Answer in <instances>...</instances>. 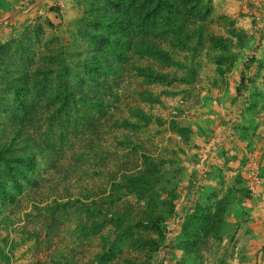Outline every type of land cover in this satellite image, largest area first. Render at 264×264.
Wrapping results in <instances>:
<instances>
[{
	"label": "rangeland",
	"instance_id": "rangeland-1",
	"mask_svg": "<svg viewBox=\"0 0 264 264\" xmlns=\"http://www.w3.org/2000/svg\"><path fill=\"white\" fill-rule=\"evenodd\" d=\"M103 4L0 0V44L11 45L0 56V145L33 152L37 160L20 192L0 165V180L15 194L14 201L0 199V264H264V186L252 192L243 177L253 156L264 177V0H213L209 31L229 36L233 28L244 47L207 43L194 56L175 52L195 66L197 78L169 84L150 82L135 67H175L131 52L118 60L109 50L117 71L90 78L83 64L97 53L78 28L89 26V15ZM40 69L47 76L35 87ZM69 69L66 79L78 97L62 119L52 120L57 104L47 95ZM243 72L246 86L238 92ZM15 80L32 88L28 112L13 100ZM176 125L188 127L187 135ZM138 174L152 176L153 187L118 186ZM227 195L221 237H204L186 255L188 212ZM158 217L165 240L151 253L143 241L158 239Z\"/></svg>",
	"mask_w": 264,
	"mask_h": 264
},
{
	"label": "trees",
	"instance_id": "trees-1",
	"mask_svg": "<svg viewBox=\"0 0 264 264\" xmlns=\"http://www.w3.org/2000/svg\"><path fill=\"white\" fill-rule=\"evenodd\" d=\"M96 12L89 15V26L78 28V34L86 39L95 54L84 61L87 72L92 80H98L101 76H109L112 72L113 63L106 53L110 51L112 56L118 60L125 59L129 52L139 58H148L154 63L158 62L166 68L175 67L169 72L155 69L151 65L136 66L138 75L146 77L150 82L169 84L173 82H194L197 78L195 66L183 63L176 58L175 52H190L192 56L205 48L209 43L214 49L225 50L229 47L243 48L245 40L240 35L239 41H235V29H230L229 36L217 35L209 31L206 24L207 19L213 11V0H104L103 5L95 6ZM9 42L0 44V56H5L10 49ZM233 58V54L229 55ZM222 60L223 55H219ZM188 58V55H185ZM252 58L249 59L245 68L248 69ZM186 70L182 73L181 70ZM55 72V69H49ZM53 70V71H52ZM219 70L220 69L219 67ZM43 74L38 78L35 87L46 78L45 69H40ZM70 69L64 71L61 86L51 95H47V101L57 104L51 115V119H62L66 115L78 97L67 81ZM246 73L241 75L237 91L246 86ZM25 81L24 75L17 76ZM13 89V100L23 111L28 112L31 106L29 95L32 88L17 80L10 83ZM100 104V102H99ZM177 131L183 136L187 135L188 127L176 125ZM14 142V141H13ZM12 145H0V165L7 171L8 179L12 188L18 192L22 191L23 181L30 180L29 174L35 171L37 160L33 152H18ZM7 181L0 180V199L3 202L14 201L15 194L7 189ZM155 179L147 174L125 175L124 180L117 183L118 186L134 192L153 187ZM231 197L222 198L216 196L214 205H202L188 212L183 225L186 234L183 239L185 254L195 252L197 245L204 237L220 238L224 228V216ZM157 217V216H156ZM155 217V218H156ZM159 220L154 219V229L158 239L147 238L143 242L148 244L151 253L157 251L160 244L165 240L164 231L161 229ZM107 222H112L107 219ZM106 223H98L104 226ZM97 232V231H95ZM109 239L107 240V242ZM113 250V247H110ZM104 257V255H103ZM102 257V258H103Z\"/></svg>",
	"mask_w": 264,
	"mask_h": 264
},
{
	"label": "built area",
	"instance_id": "built-area-1",
	"mask_svg": "<svg viewBox=\"0 0 264 264\" xmlns=\"http://www.w3.org/2000/svg\"><path fill=\"white\" fill-rule=\"evenodd\" d=\"M60 6L65 4V0H59ZM244 181L247 188L252 192H260L264 186V177L261 164L255 156L250 158V161L243 172Z\"/></svg>",
	"mask_w": 264,
	"mask_h": 264
},
{
	"label": "crops",
	"instance_id": "crops-1",
	"mask_svg": "<svg viewBox=\"0 0 264 264\" xmlns=\"http://www.w3.org/2000/svg\"><path fill=\"white\" fill-rule=\"evenodd\" d=\"M0 37H2V36H0ZM1 42H4V40H2ZM236 164H237V162H236ZM231 173H234V172H231Z\"/></svg>",
	"mask_w": 264,
	"mask_h": 264
}]
</instances>
